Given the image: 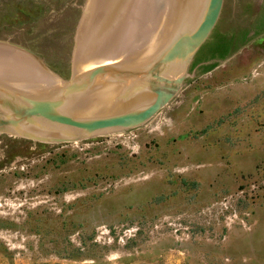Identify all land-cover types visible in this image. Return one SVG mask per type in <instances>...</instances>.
<instances>
[{
	"label": "rangeland",
	"instance_id": "rangeland-1",
	"mask_svg": "<svg viewBox=\"0 0 264 264\" xmlns=\"http://www.w3.org/2000/svg\"><path fill=\"white\" fill-rule=\"evenodd\" d=\"M86 0H0V43L65 79ZM0 264H264V32L149 121L0 134Z\"/></svg>",
	"mask_w": 264,
	"mask_h": 264
},
{
	"label": "water",
	"instance_id": "water-1",
	"mask_svg": "<svg viewBox=\"0 0 264 264\" xmlns=\"http://www.w3.org/2000/svg\"><path fill=\"white\" fill-rule=\"evenodd\" d=\"M89 1L65 79L31 50L0 43V134L67 143L136 128L202 66L264 32L255 20L264 0H97L93 57L81 61L78 38ZM238 29L248 30L246 39L225 58L204 63L208 48L196 55L212 32Z\"/></svg>",
	"mask_w": 264,
	"mask_h": 264
},
{
	"label": "trees",
	"instance_id": "trees-1",
	"mask_svg": "<svg viewBox=\"0 0 264 264\" xmlns=\"http://www.w3.org/2000/svg\"><path fill=\"white\" fill-rule=\"evenodd\" d=\"M255 20L258 22L256 24V31H264V13L259 12ZM246 34H248V30L245 29L231 30L227 32H212L209 40L197 55L200 53L202 54V51L208 48L206 54H203V56L200 57L201 61L212 58H225L240 42L242 43L245 41ZM212 65L213 64H206L202 66V68L203 70L208 71L213 67Z\"/></svg>",
	"mask_w": 264,
	"mask_h": 264
},
{
	"label": "bare ground",
	"instance_id": "bare-ground-1",
	"mask_svg": "<svg viewBox=\"0 0 264 264\" xmlns=\"http://www.w3.org/2000/svg\"><path fill=\"white\" fill-rule=\"evenodd\" d=\"M97 11V0H90L86 8L85 19L83 25L79 31L78 38V49H79V58L81 61H84L88 57H93L94 52V20ZM20 63H23L20 60ZM19 65V64H18ZM33 68L36 69L34 65L31 64Z\"/></svg>",
	"mask_w": 264,
	"mask_h": 264
},
{
	"label": "flooded vegetation",
	"instance_id": "flooded-vegetation-1",
	"mask_svg": "<svg viewBox=\"0 0 264 264\" xmlns=\"http://www.w3.org/2000/svg\"><path fill=\"white\" fill-rule=\"evenodd\" d=\"M205 51V50H204ZM206 52V51H205ZM197 55V54H196ZM195 55V56H196ZM195 58V57H194ZM216 58H212L211 60H215ZM194 60V59H193ZM193 62V61H192ZM204 63H206V61H204ZM192 64V63H191ZM204 65V64H203ZM191 66V65H190Z\"/></svg>",
	"mask_w": 264,
	"mask_h": 264
}]
</instances>
